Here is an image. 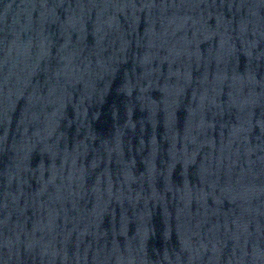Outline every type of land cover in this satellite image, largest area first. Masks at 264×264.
Returning <instances> with one entry per match:
<instances>
[{
	"label": "water",
	"instance_id": "water-1",
	"mask_svg": "<svg viewBox=\"0 0 264 264\" xmlns=\"http://www.w3.org/2000/svg\"><path fill=\"white\" fill-rule=\"evenodd\" d=\"M0 264H264V0H0Z\"/></svg>",
	"mask_w": 264,
	"mask_h": 264
}]
</instances>
